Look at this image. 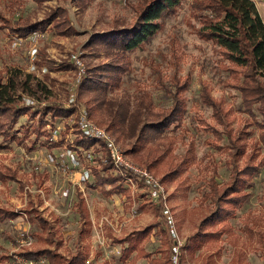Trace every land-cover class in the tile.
Instances as JSON below:
<instances>
[{
	"label": "rangeland",
	"instance_id": "1",
	"mask_svg": "<svg viewBox=\"0 0 264 264\" xmlns=\"http://www.w3.org/2000/svg\"><path fill=\"white\" fill-rule=\"evenodd\" d=\"M196 1L185 0L174 13L162 19V28L149 43L128 55V68L121 76L119 88L111 89L109 84L106 92L96 93L78 87L76 94L80 106L88 109L91 117L107 128L119 109L121 113L126 107L132 113L141 99L149 108L144 112L145 121H154L156 117L150 112L156 116L169 108L172 95L177 90L182 92L186 100L183 120L160 135L147 131L148 141L140 144L143 149L138 154H128V157L145 167L147 163L159 160L152 171L161 179L169 175L165 185L180 240L185 245L183 253L187 264H264V166L249 179L245 187L248 200L239 206L225 226L200 227L213 207L205 197L211 189V179L214 178L221 187L229 182L232 170L228 151L215 147L218 142L211 127L216 126L219 131L224 129L214 120L213 108L202 101L203 87L229 110L232 127L247 131L248 153L255 149L259 153L255 163L264 161L263 130L259 126L264 120L257 108L254 109L255 116L244 110L241 93L228 86L229 75L223 67L225 61L211 42L199 38L197 31L201 22L195 18L197 13L193 6ZM253 1L264 20V0ZM140 2L51 0L40 4L35 0H0V70L21 69L31 73L29 50L37 44L40 63L44 62L52 74L34 75L50 86L53 94L49 101L66 105L76 79L71 55L81 58L86 76L95 79L97 73L96 79L110 82L109 75L115 76L116 72L98 70L90 73L89 70L105 65L113 67L115 59L103 49L87 47V44L93 35L106 34L114 27L131 28L137 20L135 8ZM58 9L65 11L59 22L71 34L58 35L48 26L44 32L35 31L40 35L36 42L29 40V34L26 41L13 46L18 34L10 27L15 19L28 18L36 23ZM64 65L69 68L63 69ZM55 124L62 129L59 121ZM14 128L21 143L16 140L3 142L0 138L6 145L0 150V170L18 173V181H0V206L20 214L15 220L0 223V255L8 256L3 264H12L13 255L20 252L48 246L45 242L48 233L25 213L32 207L53 224L57 239L63 243L60 252L67 257L81 242L87 253L86 264H149V258L136 257L135 253L124 259L121 245L113 240L145 228L155 220V214L140 188L129 189L123 184L129 193L111 195L103 190L98 174L103 176L106 152L95 143L92 146L97 151L91 158L86 156L88 149H77L85 156L81 155V168L92 173L91 180L79 186L72 177L74 169H67V166L62 169L50 159L77 146L76 139L81 137L78 131H71L69 127L62 130L55 140H63V145L50 148L44 134L36 136L33 121L27 116H22ZM46 131L49 132L48 126ZM110 132L125 152L133 149L137 137L128 136L126 122L120 124V130L112 128ZM189 145L194 146L195 158L189 166L180 167ZM220 145H227V140L223 139ZM245 163L244 158L238 166L242 168ZM172 172L175 176H171ZM113 174L117 175L114 170ZM110 188L111 185L106 186V190ZM81 198L88 209L90 225H84L81 220L78 210ZM82 228L85 236L80 241ZM214 231H221L220 236L197 247L204 234ZM142 245L146 253L153 252L151 259L165 260L160 253H155L160 246L155 234L146 237Z\"/></svg>",
	"mask_w": 264,
	"mask_h": 264
},
{
	"label": "trees",
	"instance_id": "2",
	"mask_svg": "<svg viewBox=\"0 0 264 264\" xmlns=\"http://www.w3.org/2000/svg\"><path fill=\"white\" fill-rule=\"evenodd\" d=\"M42 4L51 0H35ZM87 0H82L86 3ZM185 0H141L136 6L138 14L135 24L128 29L114 27L113 31L103 34H95L88 42L87 47L94 46L108 52L109 56L116 64L111 66H100L89 70L90 73L98 70L103 72H116L109 75L110 82H105L102 79L98 80L90 75H85L79 88L87 89L96 93L107 91L109 84L111 89L119 88L121 76L128 68V55L137 49H140L144 44L149 43L156 33L162 28V19L169 16L179 8ZM195 18L201 22V27L197 31L199 38L204 41L211 42L217 50V53L225 61L223 67L229 75L228 86L238 90L241 93L244 110L250 115L255 116V108L258 109L264 120V20L260 15L258 7L253 0H197L194 3ZM65 10V9H64ZM65 11L53 10L42 21L32 23L28 18L15 19L10 29L18 34L20 38H26L31 32H44L49 28L54 29L58 35L71 34L66 30L65 25L61 21L62 14ZM40 65H46L44 62ZM108 67V68H107ZM63 69L69 68V65H64ZM4 70V69H3ZM0 70V138L3 142L16 140L17 138L15 125L19 122L22 116H27L30 121H33V129L36 136L40 137L43 134L45 139L49 141V147L62 146L64 141L52 140V131H46L47 126L56 127L55 123L67 119L77 108L67 107L61 103H53L49 101L52 96V90L46 81L39 79L32 73L24 72L21 69H6L5 72ZM53 70V69H52ZM102 73L100 76H102ZM117 76V78H115ZM49 79L48 76H46ZM202 101L213 108V117L217 124L223 127V131H219L216 126H212L211 130L217 139L215 147L219 149L225 148L230 156L231 176L229 182L224 183L221 187L211 179V189L205 194V197L210 200L213 206L209 215L201 224V228L205 225L225 226L228 220L233 217L241 204L249 198V193L245 192V187L249 183V179L259 172L264 166V161L257 159L255 150L251 153L247 151L248 137L247 131L234 129L231 125V116L229 110H226L212 95L210 90H206L205 86L202 89ZM30 97L34 99L35 104L26 106L23 98ZM77 100L80 103L79 96ZM149 110L144 100H140L138 108L129 113V109L125 107L123 111L116 113L113 119L109 122L107 129L112 128L120 130V124L128 125L129 137H137V141L133 149L127 150L126 154H138L143 146L142 142L148 141V132L160 135L166 132L173 125H177L183 120L186 111V100L182 92L177 90L172 95V104L169 108L160 111L156 116L150 112L154 121H145V113ZM121 117V120L118 119ZM122 121V122H120ZM263 130L261 142L264 147V121L259 123ZM223 139L227 140V145H220ZM94 141L88 140L81 136L76 139L77 146H83L89 149ZM6 145L0 142V150ZM73 148V147H72ZM188 150L182 156L180 167H187L195 158V149L193 145L188 146ZM259 154V153H258ZM246 159L244 167L240 168L238 162ZM159 160L152 163H147L150 170L155 168ZM103 176H99V181L103 190L109 195L118 193H129L124 188L122 177L113 174V165L110 159L105 157L102 167ZM101 174V172H100ZM175 176V173H170ZM169 179V175L163 177V181ZM0 181L7 183L9 181H18V173L16 171L0 170ZM111 185L109 190L106 186ZM155 214V220L143 229L135 230L127 234L123 238L113 239L122 247V257L128 259L132 254L140 257L149 258V264H173V248L175 240L169 232V226L166 218L162 213V205H151ZM81 220L84 225H90V215L83 198L78 204ZM25 213L32 221H37L43 232H47L45 239L48 246L38 247L36 249L20 252L19 255L30 259L46 258L48 264H86L87 253L82 243L79 242L76 246V251L65 256L60 252L63 245L61 239H57V232L53 224L45 219L37 208L32 207L26 209ZM19 213L0 206V223L4 221L15 220L19 217ZM156 230V231H155ZM253 230L250 229V233ZM155 234L160 242V246L155 253H160L162 259H151L152 253H146L143 240ZM221 231L206 233L199 240L197 247H201L203 243L219 237ZM199 234L195 235L198 237ZM85 232L83 228L79 232L80 241L83 240ZM180 246V254L178 255V264H187L184 256V247ZM8 259V256L0 255V264H3Z\"/></svg>",
	"mask_w": 264,
	"mask_h": 264
},
{
	"label": "built area",
	"instance_id": "3",
	"mask_svg": "<svg viewBox=\"0 0 264 264\" xmlns=\"http://www.w3.org/2000/svg\"><path fill=\"white\" fill-rule=\"evenodd\" d=\"M39 36L38 32H32L29 40L36 42ZM14 39V47H17L26 41L25 38H20L18 36L14 37ZM29 54L31 58L29 71L31 73L43 76L49 73L52 74L51 70L46 65H40L41 60H39V48L37 47V44L31 46ZM80 59L81 58L75 54L71 55L70 63L73 65V69L75 70L76 79L75 85L70 89L71 96L66 103L67 107L77 109L67 119L60 122L62 129H60L58 125L56 127L48 126L49 131H52L53 133L52 140L58 141L55 140V137L59 134L61 135L62 130L71 128V131H78L81 136L94 141L95 146H99V148L106 152V155L112 162L114 172L122 177V183L127 186V188H140L144 197L151 203V205H162V213L167 220L170 235L176 242L173 248V264H178L180 246L183 245V242L180 240L174 213L169 204V190L167 189L165 182L152 170L148 167L138 165L130 160L110 130L98 124L91 117L88 109L80 106L81 103L77 100L78 96L76 94V90L80 86L86 74L85 65ZM23 100L26 106L35 104L34 99L30 97H24ZM77 149L82 151L87 150L82 147L74 146L73 148H68L67 151L62 152L58 157L57 155L51 156L50 159L53 163H55V165L62 169L66 166L68 167L67 169H74L72 174L74 183L81 186L91 180L92 173L89 169L81 168V160L84 155L79 154ZM95 151H97L96 148L92 146L87 150L86 156L91 158L92 153L94 154ZM12 264H48V261L43 257L30 259L25 256L15 254L13 255Z\"/></svg>",
	"mask_w": 264,
	"mask_h": 264
},
{
	"label": "crops",
	"instance_id": "4",
	"mask_svg": "<svg viewBox=\"0 0 264 264\" xmlns=\"http://www.w3.org/2000/svg\"><path fill=\"white\" fill-rule=\"evenodd\" d=\"M17 218H18V217H17ZM17 218H16V219H17Z\"/></svg>",
	"mask_w": 264,
	"mask_h": 264
}]
</instances>
